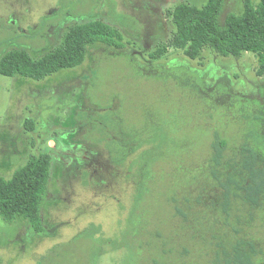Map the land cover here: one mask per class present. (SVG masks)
<instances>
[{
	"label": "rangeland",
	"instance_id": "rangeland-1",
	"mask_svg": "<svg viewBox=\"0 0 264 264\" xmlns=\"http://www.w3.org/2000/svg\"><path fill=\"white\" fill-rule=\"evenodd\" d=\"M206 1L0 0V58H40L91 20L124 42L89 45L80 65L41 80L0 74V175L37 152L52 157L43 231L0 217V264H210L236 239L253 242V264H264V195L224 209L207 171L214 132L225 159L244 143L264 155V74L250 52L204 46L191 59L170 45L168 11ZM243 2L224 0L221 26Z\"/></svg>",
	"mask_w": 264,
	"mask_h": 264
},
{
	"label": "trees",
	"instance_id": "trees-1",
	"mask_svg": "<svg viewBox=\"0 0 264 264\" xmlns=\"http://www.w3.org/2000/svg\"><path fill=\"white\" fill-rule=\"evenodd\" d=\"M224 0H207L196 6L180 2L167 15L174 25L170 45L181 49L187 57L199 56L204 46H210L222 56L253 53L257 58L256 74H264V0L253 3L244 0L241 14L228 13L225 25L218 22ZM103 43L114 48L124 46L120 30L101 20L72 25L62 41L40 58L31 57L25 50L12 49L0 58V74L41 80L61 69L80 65L89 45ZM161 51L150 54L154 59ZM212 166L208 175L221 188L223 208L231 199L239 198L251 205L259 204L264 195V155L254 147L242 144L237 158L225 159L227 141L214 132L210 143ZM224 159V161H223ZM52 157L37 152L17 168L11 178L0 175V217L11 222L17 217L28 219L35 231H43L41 202L47 192ZM180 212V210H178ZM256 253L253 242L236 239L231 246L215 250L210 264H253Z\"/></svg>",
	"mask_w": 264,
	"mask_h": 264
}]
</instances>
